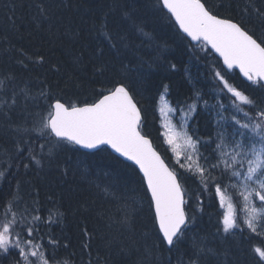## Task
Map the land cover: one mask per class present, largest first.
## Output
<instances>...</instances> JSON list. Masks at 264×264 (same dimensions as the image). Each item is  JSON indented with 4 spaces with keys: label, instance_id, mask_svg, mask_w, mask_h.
Segmentation results:
<instances>
[{
    "label": "trees",
    "instance_id": "1",
    "mask_svg": "<svg viewBox=\"0 0 264 264\" xmlns=\"http://www.w3.org/2000/svg\"><path fill=\"white\" fill-rule=\"evenodd\" d=\"M202 1L214 14L241 23L256 37L264 36V18L254 11H264V0ZM102 23L111 39L102 34ZM216 70L257 108L264 107V88L238 71L226 70L206 44H192L161 0H0V218L6 201L9 206L17 203L14 211L24 215L26 207L44 216L59 211V221L41 230L56 262L256 264L252 249L264 246V233L247 230L241 215L242 230L224 233L220 221L225 211L214 185L177 171L162 133L157 108L162 93L184 110L196 100L189 130L212 159L217 133L230 137L235 132L233 115L241 119L219 90ZM116 80L135 94L143 113L142 132L176 169L185 189L190 221L175 247L156 240L158 225L152 222L154 209L149 208L142 174L108 147L88 152L30 131L24 138L30 137L35 152L42 155L41 165L30 162L27 151L17 153L22 130L38 127L40 114L46 115L51 102L47 97L92 102ZM163 85H168L167 92ZM251 107L247 109L254 113ZM40 145H45L42 153ZM215 175L220 180L219 173ZM48 238L58 244H48ZM200 242L214 254H198L194 244ZM0 254V264L17 259Z\"/></svg>",
    "mask_w": 264,
    "mask_h": 264
},
{
    "label": "snow or ice",
    "instance_id": "2",
    "mask_svg": "<svg viewBox=\"0 0 264 264\" xmlns=\"http://www.w3.org/2000/svg\"><path fill=\"white\" fill-rule=\"evenodd\" d=\"M161 3L163 9L174 18L179 29L192 41H202L209 45L222 57L228 69L238 68L249 81L264 88V36L256 37L241 23L233 22L230 18H221L201 0H161ZM249 6L254 8L253 5ZM37 7L41 13L44 12L42 5ZM254 11L264 18V11L255 8ZM104 29L105 25L102 23V34L111 39ZM98 71L102 72L103 69ZM216 76L235 98L237 111L243 112L241 106H252L254 115L243 112L244 122L233 115L235 132L230 137L222 131L217 133L212 159L200 152L201 139L193 138V135L189 134L186 120L177 124L171 121L165 123V140L177 155V163L181 168L199 176L205 186L214 185L220 206H226L220 221L222 231L233 233L235 229L242 230L233 196L229 194V188H232L238 190L242 198L245 213L243 224L247 230L259 236L264 233V107L257 108L255 101L231 86L219 72ZM111 85L98 93L92 102L62 101L60 98L53 100L47 97L51 102L47 106L46 115L40 114L38 127L34 125L31 130H22L21 139L16 142L17 153L27 151L30 162H34L36 166L41 165L42 155L35 152L30 137L24 138L30 131L38 132L41 138L55 137L57 145L66 141L101 151V146L110 147L139 166L143 173L142 179L146 182V191L150 193L149 208L154 209L152 222L153 225H158L156 240L169 247H175L184 236L190 221L185 210V189L177 172L169 168L154 150L151 141L142 133V109L138 106L135 94L122 81H112ZM163 89L167 92L168 85H163ZM159 99V111L165 117L168 113L184 111L179 103L176 107L170 106L163 93ZM196 102L194 100L193 104L185 105V115L195 111ZM11 103L15 104V99ZM3 104L5 107L9 106L7 101ZM4 115L7 116V112H4ZM184 146L189 150L184 157L187 166L179 159L178 149ZM39 147L42 153L45 145ZM24 167L27 168L28 165L25 164ZM217 172L220 180H217L215 175ZM2 175L3 173H0V176ZM224 176L235 182L224 186ZM9 205L10 202L6 201L2 206L5 210L0 218V253L15 255L17 259L14 264H56L54 252H48V245L39 235L36 222L40 217L33 215L31 222H27V216L14 211L17 203L11 202V206ZM31 211L35 212L36 209ZM24 212H28L27 207ZM123 223H129L127 216ZM48 244L57 245L58 242L50 238ZM194 247L198 254H214V250L203 246V242L194 244ZM252 251L255 257H258L256 264H264V246H256ZM150 252L151 249L146 247L145 253ZM192 264L196 262L193 261Z\"/></svg>",
    "mask_w": 264,
    "mask_h": 264
},
{
    "label": "rangeland",
    "instance_id": "3",
    "mask_svg": "<svg viewBox=\"0 0 264 264\" xmlns=\"http://www.w3.org/2000/svg\"><path fill=\"white\" fill-rule=\"evenodd\" d=\"M219 72L218 70H216V73ZM220 73V72H219ZM221 74V73H220ZM217 77V76H216ZM226 79V78H225ZM217 80L219 82V90L226 94L228 96L226 102L228 104H231V105H234L235 108H236V105L234 104V100L235 98L232 97L231 93H229L227 91L226 88H224L223 86V83L220 81V79L217 77ZM227 80V79H226ZM228 81V80H227ZM228 83L233 86L229 81ZM234 87V86H233ZM242 91V90H240ZM243 93H245L244 91H242ZM246 94V93H245ZM166 96V95H165ZM166 99H167V96H166ZM168 100V99H167ZM169 102V100H168ZM170 103V102H169ZM238 103V102H237ZM170 106L174 107L171 103H170ZM161 107V104H160V101L158 103V111ZM243 108V112H248L250 115H254V113H251L250 110L248 111L247 107L248 106H241ZM187 110H184L182 112V114H179L178 112H175V113H168L167 114V117H165V115L161 114V112L159 111V114H160V117H161V126H162V133H163V136H164V132H165V128H164V124L167 123L168 121H171L173 124H177V123H182L184 122L185 120L187 121V124H188V131H189V134L193 135L192 132H190L189 130V123L191 121V117L193 115V112L191 113H188L187 115H185V112ZM236 111H237V108H236ZM238 112V111H237ZM243 112H238L240 114V117L242 119V122H244L243 120ZM193 138H196L194 135H193ZM164 139H165V136H164ZM166 142V140H165ZM167 144V143H166ZM167 146L169 147V150L171 151V154H172V161H173V165L177 168V171H187L186 168H181L180 165L177 163V155L175 153L172 152L171 150V146H169L167 144ZM180 155H179V159H180V162L181 163H184L186 166H187V161L185 160V155L187 154V152L189 151L187 149L186 146L184 147H181L180 149H178ZM200 152L204 155V156H207L206 153L204 151H202L201 149V146H200ZM209 157V156H208ZM214 162V161H213ZM176 170V169H175ZM2 176H0V179H1ZM235 181H230L228 178L226 180H224V186H228L230 185L231 183H234ZM229 194H231L233 196V204L234 206L236 207V210H237V215H241L243 220H244V217H245V213H244V210H243V202H242V198L239 196L238 194V190H235V189H232V188H229ZM257 204H259V201H257ZM35 209V208H34ZM224 211H226V206L223 207ZM30 213V214H29ZM35 215V216H39L40 217V220L36 222L38 228H39V235L43 237V242L45 243L46 242V237L43 235V233L41 232L42 228L44 225H47L49 224L50 226L51 225H54L55 223H57L60 219V212L57 211V210H52L50 211L48 214H46L45 216L42 214V212L40 210H36L35 212H32L31 209L28 211V212H25V216H27V222H31L32 220V216ZM19 219V216L17 217ZM193 225V224H192ZM191 225V226H192ZM50 238H48L49 240ZM1 255V254H0ZM56 264H70L68 261H57Z\"/></svg>",
    "mask_w": 264,
    "mask_h": 264
},
{
    "label": "water",
    "instance_id": "4",
    "mask_svg": "<svg viewBox=\"0 0 264 264\" xmlns=\"http://www.w3.org/2000/svg\"><path fill=\"white\" fill-rule=\"evenodd\" d=\"M201 2L202 3H204L202 0H201ZM205 4V3H204ZM207 7V6H206ZM166 10V9H165ZM167 11V10H166ZM170 14V13H169ZM221 18H223V17H221ZM174 19V18H173ZM175 21V20H174ZM233 22H236V21H234L233 20ZM178 26V25H177ZM179 27V26H178ZM181 32H182V30H180ZM183 33V32H182ZM193 44H199V43H201V42H197V41H192L191 40V38L190 37H188L187 36V34H185V33H183ZM203 43V42H202ZM208 47H209V49L219 58V59H221V61H222V64H223V66H224V68L226 69V70H228V71H230V72H232V71H234V70H236V71H238L239 73H240V71H239V69L238 68H233V69H228L227 68V66L226 65H224V63H223V59H222V57H220L219 56V54L218 53H216L213 49H211V47L208 45ZM240 75L242 76V78L243 79H245L246 81H248V82H252V81H249L246 77H244L243 76V74L242 73H240ZM139 106V105H138ZM143 115V114H142ZM142 123H143V121H142ZM143 133V132H142ZM145 135V134H144ZM150 141H151V143H152V147L154 148V150L160 155V157L164 160V162L169 166V168H171L172 169V167L168 164V162L165 160V158L163 157V155L160 153V151L156 148V146L154 145V143H153V141H152V139L149 137V136H147V135H145ZM78 148H80V149H82V150H84V151H88V152H94V151H97V150H99V149H87V148H83V147H81V146H79V145H76ZM102 147H108V146H101V148ZM113 153H115L116 155H118L119 157H121L122 159H124V160H126V161H128V162H130V163H132V164H134L136 167H137V169L139 170V166L138 165H136L133 161H130V160H128L126 157H123V156H121L119 153H116L114 150H112L110 147H108ZM139 172L142 174V176H143V173L139 170ZM179 178V177H178ZM180 180V179H179ZM186 210V209H185Z\"/></svg>",
    "mask_w": 264,
    "mask_h": 264
},
{
    "label": "bare ground",
    "instance_id": "5",
    "mask_svg": "<svg viewBox=\"0 0 264 264\" xmlns=\"http://www.w3.org/2000/svg\"><path fill=\"white\" fill-rule=\"evenodd\" d=\"M127 225V224H126ZM9 259V258H8Z\"/></svg>",
    "mask_w": 264,
    "mask_h": 264
}]
</instances>
